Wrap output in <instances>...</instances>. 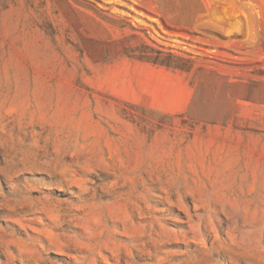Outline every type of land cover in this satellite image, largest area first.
I'll list each match as a JSON object with an SVG mask.
<instances>
[{
  "label": "rangeland",
  "instance_id": "obj_1",
  "mask_svg": "<svg viewBox=\"0 0 264 264\" xmlns=\"http://www.w3.org/2000/svg\"><path fill=\"white\" fill-rule=\"evenodd\" d=\"M0 264H264V0H0Z\"/></svg>",
  "mask_w": 264,
  "mask_h": 264
}]
</instances>
